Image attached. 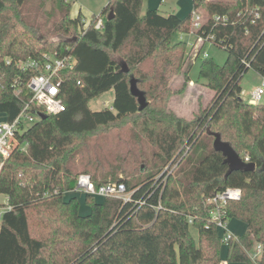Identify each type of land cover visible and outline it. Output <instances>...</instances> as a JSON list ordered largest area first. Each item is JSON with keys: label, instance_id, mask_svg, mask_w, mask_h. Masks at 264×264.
<instances>
[{"label": "trees", "instance_id": "obj_1", "mask_svg": "<svg viewBox=\"0 0 264 264\" xmlns=\"http://www.w3.org/2000/svg\"><path fill=\"white\" fill-rule=\"evenodd\" d=\"M72 1L0 0L5 120L30 101L27 81L35 71H22L20 61L43 53L75 60L60 73L64 110L19 125L16 145L0 159V205L11 206L0 217V264H221L223 243L209 221L207 198L226 187L240 188L241 197L226 203L225 219L246 224L243 234L227 241L226 260L254 264L248 252L260 243L258 263L264 264V95L257 103L245 101L240 86L248 69L264 73V0H192L202 17L196 32L211 35L227 56L222 64L200 61L197 80L213 95L191 118L169 105L191 81L200 53L191 55L176 38L191 29V13L142 12L143 0H108L99 13L103 27L95 29L96 15L85 26L80 11L71 15ZM215 15L225 19L215 21ZM178 75L182 81L174 88ZM132 80L145 98L142 109L130 91ZM108 90L114 93L111 108L90 109L88 102ZM36 109L30 103L27 111ZM115 124L127 125L146 145L131 162L116 161L118 167L94 152L95 143L83 142ZM213 133L255 169L226 175ZM166 166L165 181L153 185ZM81 172L97 185L124 182L131 200L85 195L90 210L80 214L77 198L64 195ZM139 199L144 204L136 205Z\"/></svg>", "mask_w": 264, "mask_h": 264}, {"label": "built area", "instance_id": "obj_2", "mask_svg": "<svg viewBox=\"0 0 264 264\" xmlns=\"http://www.w3.org/2000/svg\"><path fill=\"white\" fill-rule=\"evenodd\" d=\"M164 1V0H162ZM215 21L224 20L225 17L215 15L213 18ZM191 29L186 32H180L178 36L179 40H182L186 43L188 49H191L197 44V50L202 49L205 43H212L213 37L211 35L203 36L197 33V29L200 28L202 23L201 14L192 10L191 12ZM89 21L84 24L87 26ZM94 28L100 29L103 27V20L99 16V13L96 15V20L94 22ZM183 35L193 36V40H184ZM195 48V47H194ZM203 56L207 57L208 55L203 51ZM75 60L74 57L69 55H49L43 53L40 58H28L22 60L18 63L19 68L22 71L33 70L35 71L27 81V88L31 92V97L29 103H27L20 112L12 121L1 120L0 121V159L6 158L9 156L12 147L16 145L15 132L19 125L31 123L37 119V114L33 112H28L27 109L30 107V103L35 104L36 110L44 114H56L64 110L65 105L61 98L59 97L61 77L60 73L65 68H70L73 66ZM243 62L248 65V62L243 60ZM261 75V84L253 88L249 92V102L257 103L263 99L264 95V73ZM18 92V90L16 91ZM111 108V106H108ZM245 162H249L248 157L244 158ZM169 166V165H168ZM168 166L164 168L158 175L155 176L153 185L157 184V180L162 178L161 183L166 179L164 176L165 171ZM76 191H80L85 195L98 196L102 198L113 197L121 199L122 201L131 200V193L126 191L124 182H107L103 184H95L91 176L88 173L81 172L76 176L75 188ZM241 197V190L238 187H226L220 191H216L212 196L207 198V202L211 204L209 211V221L215 226L218 236L220 237L222 243L226 245L227 241L230 239L236 238V234L228 229V221L225 219L224 208L226 203L231 200H238ZM144 200L139 199L135 201V204L142 205ZM160 205H156L155 209H159ZM11 206L5 205L0 211V217L4 211L10 210ZM191 221V219H189ZM262 253V245L260 243H255L252 250L248 252L250 259L254 264H259Z\"/></svg>", "mask_w": 264, "mask_h": 264}, {"label": "rangeland", "instance_id": "obj_3", "mask_svg": "<svg viewBox=\"0 0 264 264\" xmlns=\"http://www.w3.org/2000/svg\"><path fill=\"white\" fill-rule=\"evenodd\" d=\"M149 1L155 2L158 5L159 10L162 13H167L169 7L167 3H159V0H143L142 3V12H145L148 8V5L152 4ZM108 0H73L71 3L70 13L72 16L77 15L80 11L84 17L85 23L88 22L91 15H97L100 13L101 9L107 4ZM173 5L177 12H180L183 16L191 13L193 10L192 7V0H174ZM182 10V11H180ZM180 35V32H177L176 38ZM184 40H193V36L191 35H183ZM198 46V44H197ZM196 45L191 49L190 53L193 55L195 50L197 49ZM203 51L208 55L206 58H211L215 63L222 64L227 56V52L217 45L213 43H205L198 55V57L193 60L192 67L189 72V77L191 79L188 82L185 90L177 95H174L170 99V107L173 111L181 115L185 118H191L197 111L199 107H204L208 101L210 100L211 96L213 95V91L207 88L203 82V79L197 80L198 75V67L200 61L205 58L203 56ZM114 58H118L117 53H111ZM182 81V77L180 75L175 76L172 81V87H178ZM261 84V75L258 74L252 68L248 69L240 81V86L242 88L241 91V98L245 101H249V92L255 88L256 86ZM113 90H108L105 93L101 94L98 98H94L88 102V106L92 110H99L103 107H108L111 105L113 100ZM4 120V117L0 115V121ZM125 124V121H123ZM29 124L26 122V125ZM88 140H82L84 143H91L94 147L93 150L96 154H104L105 157L112 162V164L116 165V161L118 166L122 164L121 160L125 157L127 162H131L135 154L137 155L138 149L143 147L145 148V144L137 143L134 137V134L131 132V129H128L127 125L121 126V124H115L112 126L107 127L106 129L99 130L96 133L92 134L87 138ZM130 147L132 149V153L126 155L127 148ZM120 163V164H119ZM117 166V167H118ZM75 188V185H74ZM73 188L72 191L66 192L64 197L68 198L70 196H75L79 201L78 211L80 214H87L90 210V206L85 202V194L80 191H76ZM97 201L102 200L100 197H96ZM4 201L3 197L0 195V203ZM2 205H0V211L2 210ZM236 222L237 227L232 229L235 231V234H243L246 231V228L243 224V221L238 220L237 218H230L228 220L229 227L231 228L230 224ZM192 233L196 237V232L192 229ZM224 244L221 245L220 248V257L221 262L227 264H243L242 262H229L226 260L225 254V246ZM102 264V263H98Z\"/></svg>", "mask_w": 264, "mask_h": 264}, {"label": "water", "instance_id": "obj_4", "mask_svg": "<svg viewBox=\"0 0 264 264\" xmlns=\"http://www.w3.org/2000/svg\"><path fill=\"white\" fill-rule=\"evenodd\" d=\"M111 14L112 10L109 11L108 17H111ZM130 91L133 95L137 96V100L140 105L139 108L142 109L146 105L145 98L142 92L136 88L134 80L131 81ZM35 113L40 119L46 117V114L42 112L35 111ZM213 135L215 136L214 148L221 151L225 157L224 161L228 166L226 175L235 170L252 171L255 169L254 163L243 161L228 142L221 141L218 133H213Z\"/></svg>", "mask_w": 264, "mask_h": 264}, {"label": "crops", "instance_id": "obj_5", "mask_svg": "<svg viewBox=\"0 0 264 264\" xmlns=\"http://www.w3.org/2000/svg\"><path fill=\"white\" fill-rule=\"evenodd\" d=\"M173 1L174 0H164V1H162V0H159V3L160 4H162V3H167V5H168V7H169V10H168V12H173V13H175L177 16H179V17H184L182 14H180V12H177L176 11V9H175V7H174V5H173ZM150 3H152V4H149L148 6L150 7V8H148V9H158L159 10V8H158V5L154 2H152V1H149ZM161 11V10H160ZM180 11H182V10H180ZM167 12V13H168ZM96 197H98V196H96ZM101 199H103L102 197H100ZM243 224H244V226H245V228H246V224L243 222ZM227 226H228V229L230 230V231H232V232H235V231H233L232 229H234L235 227H237V223L236 222H233V223H231L230 224V226H231V228L229 227V223H227ZM236 233V232H235ZM223 246H225V254H226V252H227V246L226 245H223ZM221 264H227V263H223V262H221ZM244 264V263H243Z\"/></svg>", "mask_w": 264, "mask_h": 264}]
</instances>
